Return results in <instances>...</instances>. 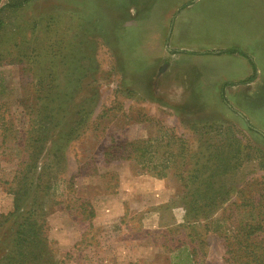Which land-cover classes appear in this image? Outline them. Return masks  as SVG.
Listing matches in <instances>:
<instances>
[{"label":"rangeland","instance_id":"374dc122","mask_svg":"<svg viewBox=\"0 0 264 264\" xmlns=\"http://www.w3.org/2000/svg\"><path fill=\"white\" fill-rule=\"evenodd\" d=\"M124 13L137 42L118 32L109 41ZM47 92L68 110L65 126L78 108L93 112L63 146L43 200L44 264L189 263L169 252L180 240L198 248L194 264H222L217 234H167L185 216L174 169L159 179L105 152L166 130L188 153L215 154L226 140L241 163L232 180L259 179L264 189V0H0V223L13 211L21 146L50 108ZM15 219L0 228V259Z\"/></svg>","mask_w":264,"mask_h":264},{"label":"trees","instance_id":"16d2710c","mask_svg":"<svg viewBox=\"0 0 264 264\" xmlns=\"http://www.w3.org/2000/svg\"><path fill=\"white\" fill-rule=\"evenodd\" d=\"M226 52L235 53L237 50L229 49ZM45 99L50 100V108L46 106L43 115L38 114L40 123L33 136L21 146L26 155L20 159L13 187L8 192L14 196V207L11 213L3 216L0 228L5 227L12 218L16 219L12 240L2 254L0 264L45 263L49 243L44 236L46 222L43 200L54 189L57 175L60 174L58 165L63 159V146L81 136L82 127L93 112L78 108L76 117L65 126L68 110L57 106L51 92H47ZM217 129L216 133H222L221 126ZM166 132L169 131L157 137L129 139L116 148L117 153H114L112 145L105 154L111 155L114 160L127 161L137 173H150L159 179L167 177L168 171L174 169L182 187L185 216L184 223L167 228V234L188 231L193 241L196 237L198 239V230L202 227L205 232L217 234L224 240L222 264H264V195L261 194L264 189H257L260 180H235L241 186L236 190L237 198L233 201L230 198L234 186H237L232 177L237 176L236 170L241 166L239 150L227 151L224 146L226 140H217L215 154L188 153L184 141ZM163 136L168 141L165 149L161 150ZM174 144H179L177 152L171 150ZM47 145L48 162L40 164ZM53 162L57 165L56 169ZM185 165L188 169L179 170ZM177 242L169 251H177L174 259L178 257L181 263L188 260L189 263L185 264H194L198 248H190L181 240ZM167 243L168 240L165 245Z\"/></svg>","mask_w":264,"mask_h":264},{"label":"crops","instance_id":"0c3cea01","mask_svg":"<svg viewBox=\"0 0 264 264\" xmlns=\"http://www.w3.org/2000/svg\"><path fill=\"white\" fill-rule=\"evenodd\" d=\"M129 13V12H128ZM115 17V16H114ZM116 18V17H115ZM115 20V19H114ZM130 17H128L127 16V14L126 13H124L123 14V16H122V18L120 19V21L119 22H121L122 24L120 25V23L118 24L119 26L116 28L115 26H114V41H112V40H109V41H111V42H119V38H117L116 36H117V32L118 33H121L120 35H118V36H120V39L122 40V42H137V41H133L131 38H128V37H130V35H127L126 34V31L128 30V29H133L134 27H132V26H127V23H129L130 22ZM116 28V29H115ZM125 34H124V33ZM100 34H99V37H100V35H101V32H99ZM138 42H141V41H138Z\"/></svg>","mask_w":264,"mask_h":264}]
</instances>
